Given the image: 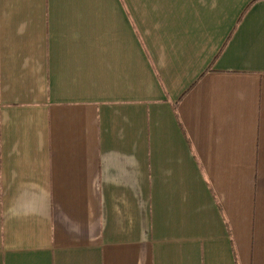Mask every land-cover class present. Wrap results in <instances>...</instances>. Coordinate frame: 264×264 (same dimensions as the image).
Listing matches in <instances>:
<instances>
[{
    "label": "crops",
    "instance_id": "obj_1",
    "mask_svg": "<svg viewBox=\"0 0 264 264\" xmlns=\"http://www.w3.org/2000/svg\"><path fill=\"white\" fill-rule=\"evenodd\" d=\"M0 264H264V0H0Z\"/></svg>",
    "mask_w": 264,
    "mask_h": 264
}]
</instances>
